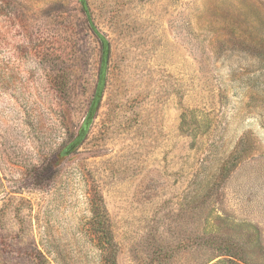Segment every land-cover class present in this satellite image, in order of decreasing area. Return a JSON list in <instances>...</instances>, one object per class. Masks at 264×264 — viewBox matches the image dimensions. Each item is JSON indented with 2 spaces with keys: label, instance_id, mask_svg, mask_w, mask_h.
<instances>
[{
  "label": "rangeland",
  "instance_id": "1",
  "mask_svg": "<svg viewBox=\"0 0 264 264\" xmlns=\"http://www.w3.org/2000/svg\"><path fill=\"white\" fill-rule=\"evenodd\" d=\"M0 264H264V0H0Z\"/></svg>",
  "mask_w": 264,
  "mask_h": 264
},
{
  "label": "trees",
  "instance_id": "2",
  "mask_svg": "<svg viewBox=\"0 0 264 264\" xmlns=\"http://www.w3.org/2000/svg\"><path fill=\"white\" fill-rule=\"evenodd\" d=\"M105 58H106V56H105ZM103 74H104V73H103V71H102V75H103ZM102 75H101V76H102ZM100 92H101V90L99 89V90H98L97 97H98V95H99Z\"/></svg>",
  "mask_w": 264,
  "mask_h": 264
},
{
  "label": "water",
  "instance_id": "3",
  "mask_svg": "<svg viewBox=\"0 0 264 264\" xmlns=\"http://www.w3.org/2000/svg\"><path fill=\"white\" fill-rule=\"evenodd\" d=\"M99 95H100V93H99ZM99 95H98V97H99Z\"/></svg>",
  "mask_w": 264,
  "mask_h": 264
}]
</instances>
